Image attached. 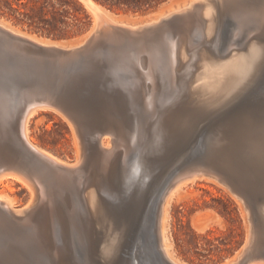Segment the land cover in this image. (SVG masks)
Returning a JSON list of instances; mask_svg holds the SVG:
<instances>
[{"label":"bare ground","instance_id":"6f19581e","mask_svg":"<svg viewBox=\"0 0 264 264\" xmlns=\"http://www.w3.org/2000/svg\"><path fill=\"white\" fill-rule=\"evenodd\" d=\"M81 1L84 2L93 13L94 26L96 27V23L99 27H101L103 23L105 25L100 29L97 26L99 30H92L90 33L92 34L95 32L94 40L91 42L89 41L87 47L84 45L85 47L83 46L73 53L65 52L67 49L66 47H68L66 45L41 40L35 36L6 28L7 26L5 27L0 23V43L2 46L0 50L3 52V55L7 57V60L12 59L11 55H13L32 62H47L50 65H57L59 69L62 70L61 67L63 64L67 65L70 58H77L82 54H86L85 56L88 54V56H92L93 53H96L100 54V56L105 55L107 59L108 57H113L114 63L116 62L115 64L111 63V60H109L110 58L108 59L109 61L107 60L112 64V67L115 65V70L118 69L120 71L121 69V71L128 72V74H122L120 76L118 83L112 84V81L111 85L105 86L103 93L101 92L102 97L106 99H103L104 101L102 100L104 103L106 102L104 109H102L104 106L102 101L96 103L97 107L101 108V110H99L105 113V116L103 114L104 117L99 120L104 122V127L101 129L92 127L88 130L86 128L85 130V126L83 128V123H85L86 119V123L95 124L94 119L96 112L91 113L88 111L94 107H92V104L95 103L96 100L95 102L92 101L93 103L85 100L83 104H79L69 96V93L66 94L59 91L60 85H58V87L50 86L47 88L43 84L35 81V84L31 82L18 86H10L11 89L8 91L12 92H15L16 87H24L23 89L21 88L23 91L19 90V92H23L24 95H21L22 98L16 102L17 104H19V102L21 104H19V106L15 104L18 108L17 111L15 110L17 113L13 111L10 113L6 102L0 103V107H4L3 112L1 111L5 121L2 128L6 132L12 131L15 141V144L5 143L0 139V184L11 179L19 180L26 184L32 192V199L27 203V206L23 209H17L14 203L15 200L12 196L4 193L0 189V229L4 227L10 231V229L14 228L16 225H22L28 232V234L26 233L28 236L25 237L27 241L24 242L33 245L35 251L40 255L42 254L46 259H50L52 264H62L64 259L67 258V244L59 246L56 243V238L61 236L62 240L66 242L65 238L69 225L73 224L72 226L77 228V231L80 232V235L84 237L85 240L91 241L92 239L94 242V237L92 235L94 232L93 227L99 219V216L104 214L102 202L105 201V198L101 195V190L109 194V197H116L117 194H115L116 192L113 193L112 188L110 189V184L112 185L122 174L126 177L134 175L146 164L144 161L146 159H143V157L140 156L141 159L139 160L138 153L134 156L131 155L132 157L128 155L132 152V146H136L135 150L140 148V142L145 135H148L147 123L150 118L154 115L158 116L156 123L159 126V135H162L166 141H171V138H175V134L182 132L181 129L185 126L189 127L193 123V119H195L194 115L196 116V114H201L207 109H211L207 108L208 104L209 106H213V104L217 102L220 103L225 98L227 99L225 100L227 103L235 99L236 94H238L236 90H240L243 86L246 88L248 83L252 81L251 78L258 74V71H261L264 62V51L259 48L257 49L259 42H255V40H250L248 44V48L249 46L253 48L252 53H248L247 51V55L245 56L246 52L245 54H240L238 52L240 48H243L242 46L246 44V41L250 39L252 34L264 39V0H260L261 2L259 1L256 3L257 7L254 9L250 7L252 0H213L217 2V4L214 3L215 5H222L221 11L211 14L210 8L207 7L205 8L203 16L201 14H193L190 8L197 5L195 3L199 2V0H191L189 3H186L188 7L184 5L185 8L183 7L182 10L179 9L180 11H176L175 9V12L166 15V17L159 18L158 15L156 18H152L151 21L139 25L138 23H128L116 19L113 17L114 14H110L112 12L109 9L95 0ZM199 5L201 4H198L199 10L197 11H200L201 7ZM253 6L255 5L253 4ZM250 9L252 11H250ZM224 10L232 11L236 18L239 19V26H236L235 30L229 28L231 24L226 22L222 23L221 17L222 15L224 16ZM251 12L255 13L257 16ZM259 18L263 19V23L261 22L259 25L251 27L250 24L254 23V21ZM195 19L199 20V34L201 37H205L204 42L208 46L211 47V44H214L213 46L216 47L219 42L223 41L222 49H220L218 53L219 56L229 54L231 49L232 51L230 57H228L229 59L220 62L221 64L219 63V65H216L214 61H210V57L209 61L205 63L206 75L204 76V82H201L200 80L202 79H200L199 83L201 84L197 86H194L195 84H199L195 83V81L198 82L197 80L194 81L193 86H191L190 83L189 92H185L183 95V93L180 92L181 86L175 85L174 79V72L176 70L175 65L179 61L177 43L182 45L181 48L183 49L181 50V55L184 57L186 55L184 48H187V43L190 42V45L193 46L194 41L187 36L182 37L179 35V40H175V37L179 34L178 31L180 30L178 28L183 29L182 27H188ZM206 23L207 29L204 35L202 30ZM228 32H233L234 34V37H230L231 40L229 42L225 40L226 37H228ZM220 35L221 40H219ZM12 36L25 39L40 46H55L57 52L53 56L30 54V50L25 47L22 48L19 43L14 41ZM235 37H238L239 40H236ZM137 38L140 39V47L136 59H133L129 55V52L133 40ZM99 39L108 41V43L106 46L101 45V47L99 46L100 48L95 47L94 49V47L91 46L93 45L92 42H96V40ZM215 47L214 49L217 50ZM9 48L16 54H11L10 52L12 51L8 50ZM210 50L211 49L207 47V52H209V55H207L208 57L211 55L212 50ZM235 50H237V53ZM196 52L194 53L196 54ZM143 55L146 56L143 57ZM191 55L189 57L191 59H198L197 57H200L196 54L195 58H192ZM91 61L88 66L91 67L92 71L101 68L100 64H97L94 60ZM84 64H86V62H84ZM121 64H123L122 67H120ZM193 65H195V63ZM202 65H200L201 68ZM104 67V71L108 73L110 71L109 69L112 70L111 66ZM192 67L191 65V68ZM159 69L167 75L166 77L173 80V84L170 83V85L165 86V89H170L167 90L170 91L167 95H162L163 93L158 92L157 89V80H159L160 74L162 76V73L158 72ZM189 69L188 72H191ZM193 69L195 70V68ZM195 77L198 78L197 75ZM17 81L19 80L17 79ZM116 84L124 86L126 88H124L126 93L123 99L120 96L121 98L116 97L117 100L113 101L110 97L113 93L110 94L109 92ZM186 84L185 88L188 89ZM234 91L236 92L233 93ZM187 94L190 96L193 95L194 98L197 97V102L191 103L189 106L184 105L183 97ZM169 101H171L170 104L166 105ZM111 102L113 103L111 104ZM129 105L134 109L133 114H129ZM137 106L140 107V111L137 110ZM217 106L215 107L218 108ZM41 109H53L61 113L67 120L73 122L74 128L77 129L78 132L77 135L79 134V145H77V147H79L76 151L81 159H78L75 163L62 160L54 153L41 147L31 136V118L36 113H39ZM84 118L86 119L84 120ZM224 119L225 115L220 117L219 122L221 127L215 135H213L215 143L207 148L206 155H204L201 160L189 163L187 167L175 168L171 178L167 181L165 180V185L163 187L161 186L163 192L161 191L158 193L157 191V196L155 198L153 197L154 199L151 200L150 203L148 202L146 213L139 216V223H137V230L135 231V238L138 240L137 245L133 248V251H131V248L127 251L129 254L135 255L134 253L136 251H144L145 245H149L151 247H156L157 253L160 254L163 261H168L171 264H182V261H178L170 250L166 234L167 213L171 200L178 194L181 188L188 184V182H193L196 178H201L202 176L203 178H207L204 177L205 172H210L213 168L222 169L226 172L233 171V168L237 166L234 161L236 162V159L240 157L241 154L248 157L250 155H255L254 157L259 158L264 157V103H260V106L257 104L252 107L249 106L248 108L243 106V108H241L237 114L229 118V120ZM194 122H196V120ZM186 136L188 137V135ZM178 138L179 137H177L176 140ZM119 145H123L125 150L116 154ZM154 145H156V143ZM167 145L169 146V144ZM172 145H174V143ZM172 145L170 146L171 149L173 148ZM163 148L164 147L161 146V149ZM164 160L166 161V158ZM255 165L256 167L253 165H249L248 167L246 165V168L253 169L255 167L256 170H261L263 174L264 163ZM241 168L243 167L241 166ZM148 170L150 171V169ZM145 172L147 171L144 169V173ZM147 173L148 175L150 174V172ZM130 180L131 178L129 181ZM140 180H142V177ZM262 184L264 185V180ZM144 185H146V183ZM70 195H72L71 198ZM133 243L131 247H133ZM53 251L55 254H53ZM241 251L238 255H240ZM9 255L11 260V262L9 261L10 264L18 263L15 259V257H17L16 249L11 247ZM123 258L125 259V257ZM232 260H228L229 262L226 261L228 263L225 264H232ZM262 262L250 261L247 264H260ZM24 264H26V262H24Z\"/></svg>","mask_w":264,"mask_h":264},{"label":"rangeland","instance_id":"374dc122","mask_svg":"<svg viewBox=\"0 0 264 264\" xmlns=\"http://www.w3.org/2000/svg\"><path fill=\"white\" fill-rule=\"evenodd\" d=\"M95 1L109 9L112 12L110 14H114L115 16L113 15V17L116 19L128 23H138L139 25L151 21L152 18H156L158 15L159 18L166 17V15L175 12V9L176 11H180L183 9L184 5H187L185 7H188V4L186 3H189L191 0H163L148 10H137L127 6H115L110 8L98 0ZM259 1L260 0H252L250 6L251 9L256 8V3ZM8 2L9 5L6 4L5 1H0V23L5 27L7 26L6 28L27 35H32L38 39L51 43L55 42L66 45L68 46L66 47L67 49L75 46L78 47L79 45H86L87 47L89 41L91 42L95 38L94 36L92 39H89L91 36L90 32L92 30H97L99 27L97 23L96 27H98L96 28L94 26V15L81 0H8ZM214 3L217 4V2H214L213 0H199V2L195 3L197 5L189 8L193 11V14L196 15L201 14L203 16L205 8L207 7L210 8L212 12L211 14H215L216 12L221 11L222 5L219 6V3V5H215ZM198 4H201L199 5L201 7L200 11H197L199 10ZM253 4L255 6H253ZM41 9H43V11ZM54 9H59L63 12V22L58 21V29H55L52 33H48L51 26L42 21L41 15L52 20V11ZM251 9L250 11H252ZM21 12L32 14L35 21L31 23V21L28 18H25ZM251 13L257 16L255 13ZM221 18L222 23L226 22L231 24L229 25V28L232 30H235L236 26H239V19H237L230 10H224V16L222 15ZM261 22L263 23V19L259 18L254 21V23L250 24V26H257ZM92 23L94 24L91 25ZM101 25L104 27L105 24L103 23ZM102 26L99 27V29L103 28ZM199 26V20L195 19V21L189 24L188 27H182L183 29L178 28L180 31H178V36L175 37V40H179V35L182 37L187 36L194 41L193 46H191L189 42L187 43V48H184L186 51V55L184 56L185 59L182 57L183 55H181V50L183 49L181 48L182 45L177 43L179 61L175 65L176 70L174 72V79L175 85L181 86L180 92L183 93V95L185 92H189L190 83L191 86H193L195 80L198 81H195V83H199L200 81L204 82V76L206 75L205 63L209 61L210 57V61H214L216 62V65H219L220 62L229 59L228 57H230L232 51L231 49L229 54L219 56L218 53L220 52V49H222L223 41L219 42L220 44L218 43L216 47L213 46L214 44H211V47L208 46L204 42L205 37H201L199 34ZM206 29L207 23L203 26L202 32L204 35ZM232 36L234 37V34L233 32H230L225 40L229 42L231 40L230 37ZM235 39L239 40L238 37H235ZM219 40H221V35ZM250 40L259 42L257 49L259 48L264 51V39L252 34L250 39L246 41L247 45L245 44L242 46L243 48H238L239 50L237 49L240 54H245L246 52V56L247 51L248 53L253 52L251 46L248 48ZM92 43L93 45L91 46L95 49V47L100 48L101 45L106 46L108 41L99 39ZM259 44L263 46L261 47ZM139 47L140 39H134L129 52V55L133 59H136ZM207 47L212 50H210L211 55L209 57L207 56L209 55ZM214 47L217 50H215ZM237 50H235L236 53ZM194 52L200 56L197 57L198 59L195 58L196 54ZM189 54H192L191 57L195 59L189 58ZM0 55V103L6 102L10 113L12 111L17 113L16 111L18 108L15 104H17V100L22 98L21 95H24V93L21 92L24 87H16L15 92H12L8 91L11 89L10 86H18L20 84H28L31 82L32 84H35V81L43 84L47 88L50 86L58 87V85H60L58 90L66 94L69 93V96L79 104H83L85 100L90 102H95L96 100L95 103L92 102V107H94L91 108L90 111L87 110L91 113L96 112L94 119L95 124L86 123L87 119L84 118V120L86 119L85 123H83V128L85 126V130L86 128L88 130L92 127H98V129L104 127V122L99 120L105 116V113L100 111L101 108L97 107L96 103H100L103 99L106 100L105 97H102L101 95L105 86L107 87L108 85H111L112 81V84L116 82L118 83L122 74H128V72L121 71V69L120 71L117 69L119 72L115 70V65L112 67L111 63H114L113 57H108V59L110 58L109 60H111V63H109V60L105 55L100 56V54L96 53H93L92 56H88L89 54L87 56H85L86 54H82L77 58H70L67 65L63 64L61 67L62 70L59 69V66L57 65H50L47 62H32L13 55H11L12 59L7 60V57L3 55L1 50ZM145 56L146 55H143V57ZM91 60L100 64L101 68L92 71L91 67L88 66V64L92 62ZM84 62H86V64H84ZM190 62L193 63L191 64ZM194 63L195 65H193ZM184 64L188 66H185ZM199 64H203L202 68ZM191 65L193 66L192 68ZM104 66H111L112 70L109 69L110 71L108 73L104 71ZM122 66L123 64L120 65V67ZM186 67L188 69L190 68L189 71L191 72H188ZM193 68H195V70ZM158 72L162 73V76L160 74V78L157 80L158 92L163 93L162 95H167V93L170 92L167 90L170 89H165V86L170 85V83L173 84V80L166 77L167 75H165L161 69H159ZM196 75L198 78L195 77ZM254 76L251 78L252 81L248 83L246 88L243 86L240 90H236L238 92H233L238 93L236 94L235 99L230 100L227 103V101H225L227 99L225 98L220 102L221 104L217 102L213 104V106H209L208 104L207 108L211 109H207L204 113L196 114V116L194 115L195 119H193V123L189 127L185 126L187 128L184 127L185 129H181L182 132L175 134V138H171V141H166L162 135H159V126L156 123L158 116L154 115L150 118L147 123L149 136H144L140 142V148L135 150L136 146H132V152L130 151L131 153L128 155L134 156L138 153L139 160L141 159L140 156L143 157V159L147 160H144L146 164L143 165L141 169L139 168L140 170L135 173L136 175L134 174L126 177L122 174L112 185L110 184V189L112 188L113 193L116 192L115 194H117L116 197L110 196V198L109 194H106V192L104 193V191L101 190V195L105 198V201L102 202L104 214L99 216V219L93 227L94 234L92 233V235L94 237V242L92 239L91 241L85 240V238L80 235V232L77 231V228L72 226L73 224L68 226V232L66 233L65 238L66 242L62 240L61 236L56 238V243L59 246H64V244H67L68 246V251L66 252L67 258L64 259L62 264H160L158 261L148 259L147 253L145 252L146 248L144 251H136L135 255L127 252L135 241V231L137 230V223H139V216L146 213L148 202L150 203L151 200L161 192L166 181L173 175L172 173L175 171V168L187 167L189 163L201 160L202 157L206 155L207 148L215 143L213 135H215L221 127L219 122L221 116L225 115L224 120H229V118L234 114H237L243 106L248 108L249 106L252 107L257 104L260 106V103H264V62L261 71H258V74ZM17 79L19 81H17ZM185 84L188 89L185 88ZM200 84L201 83L195 84L194 86ZM124 88V86L116 84L109 92L110 94L113 93V95H110L111 99L116 101V97L120 96L123 99V96L126 93V88ZM19 90L21 91L19 92ZM183 100V104L189 106L191 103L197 102V97L194 98L193 95L190 96L187 94L183 97ZM170 102L171 101L166 105L170 104ZM105 103L103 102L104 106L102 109L106 106ZM112 103L113 102H111V104ZM19 104L21 103L19 102ZM19 104L17 105L19 106ZM136 108H138L137 110L139 111L141 110L138 106ZM3 109L4 107H0V139L5 143L15 144L12 131L6 132L2 128V125L5 124L3 119L4 115L1 113V111L3 112ZM128 111L129 114L134 113V109H132L130 105ZM195 120L196 122H194ZM74 127L73 122L67 120V118L63 117L61 113L53 109H41L39 113H36L31 118L30 133L41 147L54 153L62 160L68 161L69 163H75L81 158H79V154L76 151L79 147H77V145H79V134L77 135V129ZM186 135H188V137ZM177 137L179 138L176 140ZM155 143L156 145H154ZM173 143L174 145H172ZM167 144H169V146ZM171 145L173 148L175 147L174 150L173 148L171 149ZM161 146L164 147V150L161 149ZM158 149H160L162 153ZM124 150L125 147L119 145L116 154L121 151L123 152ZM254 156L255 155H250L248 157L241 154L240 157L236 159V162L234 161L237 166L233 168V171L226 172L222 169L219 170L213 168L210 172H205L204 177L207 178H203L202 176L201 178H196L193 182H188V184L181 188L178 194L171 200L167 213L166 234L170 250L178 261H182V264H222L221 262L225 258H228L227 261L232 260L233 258V260H235L237 257L236 255H238L244 245L247 244L249 248L248 250L251 254L247 263L250 261H264V185L262 184L264 173L262 174L261 170L259 171L255 169V164L261 165L264 163V157L259 158ZM165 158L166 161L164 160ZM246 165L248 167L249 165L255 167L249 169L246 168ZM241 166L243 168H241ZM143 168L147 172H150L149 175L152 177H150L147 172L144 173ZM148 169H150V171ZM141 177L142 180H140ZM130 178L131 180L129 181ZM143 182L144 184L146 183V185H144ZM135 184L139 185L137 186ZM0 189L4 193L12 196L15 200L14 203L15 206H17V209H23L32 199V192L29 187L19 180L11 179L5 181L0 184ZM157 191L158 193H156ZM71 197L72 195H70V198ZM8 231L9 230L4 227L0 229V264H10L9 261L11 262V260L9 258V252L11 247L17 250V257H15V259L18 263L16 264H24V262H26V264H52L50 259H46L42 254H38L33 245L24 242L27 241L25 237L28 236V232L22 225H16L14 228H11L9 232ZM53 254H55V252ZM123 257H125V259ZM263 263L264 262L260 264Z\"/></svg>","mask_w":264,"mask_h":264},{"label":"water","instance_id":"95a60500","mask_svg":"<svg viewBox=\"0 0 264 264\" xmlns=\"http://www.w3.org/2000/svg\"><path fill=\"white\" fill-rule=\"evenodd\" d=\"M93 25V23L91 24ZM94 33L93 32L90 36L89 39H92L94 37ZM12 38L14 39V41L16 43H19L21 45L22 48H27L28 50H30V54H39V55H48V56H53L57 51L55 50V46H40V45H37V44H34L32 42H29L25 39H22V38H18V37H14L12 36ZM1 45V43H0ZM4 46V44H3ZM83 46H78V47H73L71 49H66L65 52L67 53H73L75 52L76 50L78 51L79 49H81ZM0 48H2V46H0ZM18 49V47H17ZM8 50H11V48H9ZM12 51V50H11ZM13 52V51H12ZM10 52L11 54H16L15 52L12 53ZM162 191V190H161ZM163 192V191H162ZM137 239L135 238V241L133 243V247H131V250L133 251V248L136 247L137 245ZM148 243V242H147ZM149 244V243H148ZM248 245V244H247ZM245 245L244 248H242V251L240 253V255L237 256V258L235 260H233L231 263L232 264H247V262L249 261L250 257H251V254L249 252V248L248 246ZM145 252L147 253V257L148 259L150 260H155V261H158L160 264H171L170 262L168 261H163V258L160 257V254L157 253V250H156V247H151L149 245H145ZM136 254V252L134 253ZM158 255V256H157ZM161 260H160V259ZM228 258H225L221 263L224 264L226 263ZM131 264H136V263H131Z\"/></svg>","mask_w":264,"mask_h":264},{"label":"trees","instance_id":"16d2710c","mask_svg":"<svg viewBox=\"0 0 264 264\" xmlns=\"http://www.w3.org/2000/svg\"><path fill=\"white\" fill-rule=\"evenodd\" d=\"M0 1H5L6 4L9 5L8 0H0ZM101 3L105 4L106 6L112 8L115 6H127L129 8L137 9V10H148L157 4H159L163 0H98ZM43 11V9H41ZM42 13V12H41ZM21 14L25 17L28 18L31 23H33L35 20L34 16L32 14H29L27 12H21ZM63 12H61L59 9H54L52 11V20L49 18L43 17L41 15L42 21L45 23L50 24L51 29H49L48 33H52L55 31V29H58V21L63 22L62 18Z\"/></svg>","mask_w":264,"mask_h":264}]
</instances>
